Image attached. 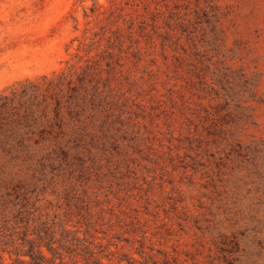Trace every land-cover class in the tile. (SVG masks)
Returning <instances> with one entry per match:
<instances>
[{
	"label": "rangeland",
	"instance_id": "374dc122",
	"mask_svg": "<svg viewBox=\"0 0 264 264\" xmlns=\"http://www.w3.org/2000/svg\"><path fill=\"white\" fill-rule=\"evenodd\" d=\"M38 233L264 264V0H0V248Z\"/></svg>",
	"mask_w": 264,
	"mask_h": 264
},
{
	"label": "trees",
	"instance_id": "16d2710c",
	"mask_svg": "<svg viewBox=\"0 0 264 264\" xmlns=\"http://www.w3.org/2000/svg\"><path fill=\"white\" fill-rule=\"evenodd\" d=\"M56 242L57 241L54 240L52 234H48V236L45 237L43 234L38 233L35 239L24 238L23 248L17 247L13 241H10V242H5L9 246L0 249L3 252L9 253L10 258L13 257V254L20 255L21 253H24V255H28L30 257L29 260H22L21 258L16 259L21 264H56L53 259L56 258V255H58L60 258L63 259L62 257L63 253L61 252V250H65L66 252L69 253L76 251V248H74L72 244L59 241V246L56 247L54 245ZM43 247H46L47 250L51 254H53L54 257L53 258L48 257ZM0 264H6L5 258L3 257L2 254H0ZM59 264H62V261Z\"/></svg>",
	"mask_w": 264,
	"mask_h": 264
}]
</instances>
